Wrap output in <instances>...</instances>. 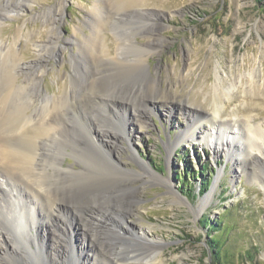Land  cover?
I'll return each mask as SVG.
<instances>
[{
    "label": "rangeland",
    "instance_id": "374dc122",
    "mask_svg": "<svg viewBox=\"0 0 264 264\" xmlns=\"http://www.w3.org/2000/svg\"><path fill=\"white\" fill-rule=\"evenodd\" d=\"M6 1L0 0V6ZM9 1L16 4V0ZM18 2L27 3L29 6L10 7L9 17L1 20L0 33L5 43L14 42L20 35L17 48L23 54L21 63L29 65L39 59V46L48 40L51 30L62 35L60 42H64V38L74 39L76 32L78 36L83 33L90 34L91 25L88 19L93 17L96 5L102 6L103 17H118L131 25L137 26L135 23L141 20L145 21L144 24L147 23L146 20L167 24L166 29L159 31L164 39L160 53L149 56L148 64L153 76L160 79L163 87H168L173 95L170 97L182 102L187 110L184 114L179 107L162 101L156 103L159 107L155 113L145 116L144 126L134 121L136 125H128L126 130L130 133L132 131L131 142L142 158L149 161L154 170L161 174L158 177H170V183L161 182L159 178H150L136 161L129 158L131 150L125 152L118 145L121 155L114 153L125 169L141 174L133 182L134 186L142 187L139 197L136 198V211L127 218L134 227V234L136 231L143 234V242H148L147 239L162 241L160 246L147 244L149 247L144 246L136 252L145 256L160 250L166 264H218L212 256L210 237L211 234H221L220 230H209V222L213 221L223 227V250L228 252L222 258L224 264H264V187L261 185L264 184V168L251 155L252 150L257 148L256 152L264 159V139L261 140L262 135L259 132L264 130V0ZM109 3L124 8L119 13L116 8L110 7L107 10ZM56 8L58 11L55 13L53 9ZM49 9L51 13L44 14ZM57 14H62L64 19L61 23L52 25L49 18ZM119 30V27L112 24L104 27L102 31L109 54L117 46L116 33ZM140 36L134 41L141 45L146 40ZM57 53L59 57H48L43 62L47 72L42 77V86L44 93L50 96L59 95L66 89L67 84L64 82L67 78L64 76L71 72V55L78 53V44H68L61 54ZM158 67L159 73L156 72ZM217 68L221 75L220 81L216 76ZM255 69L254 80L251 74ZM20 74L19 82H25L27 76ZM233 83L235 86H232ZM217 107L221 108L218 119L230 123H218V129L229 132L228 127H239L243 131L240 142L246 141L239 150L243 165L239 167L240 173L235 179L231 153L220 147V154L215 155L214 149L203 146L200 136L209 131L210 127V123L204 120L197 124L202 125L203 132L196 135L199 136L196 140L192 143L178 142L171 156L166 149L169 139L177 140L179 132L187 128L188 109L193 111L192 115L200 114L205 117ZM127 109L131 117L133 110L128 107ZM130 121L133 120L125 118V122ZM189 125L195 126L194 122ZM119 144L123 147L129 143L120 139ZM63 164L66 167L73 165L77 169L82 167V163H77L76 156L71 154L65 157ZM217 177L218 186L210 200L205 202V208L194 212V207L211 190ZM143 179L146 180L142 182ZM208 179L211 184L208 190H204V183ZM178 197L184 200L179 201ZM86 215L87 212H76L64 215L62 219H69L68 227L72 222L75 224L74 229L70 230L71 234L72 231L74 233L72 241L76 244L75 250L78 253L83 247H86L85 250L91 249L93 258H88L86 264H113L110 261L113 259L110 247L100 246L91 236L83 238L79 220L81 217L86 218ZM85 222L88 223L86 220ZM59 223V226H63L64 222ZM126 230L131 232V228ZM46 236V247L51 248L57 244L51 232H47ZM20 244L22 248L28 249L25 243ZM2 245L0 240V246ZM121 247L127 248L125 245ZM2 250L0 248V252ZM84 257L85 254L82 258ZM69 264H73L72 261ZM123 264L141 263L125 261Z\"/></svg>",
    "mask_w": 264,
    "mask_h": 264
},
{
    "label": "bare ground",
    "instance_id": "6f19581e",
    "mask_svg": "<svg viewBox=\"0 0 264 264\" xmlns=\"http://www.w3.org/2000/svg\"><path fill=\"white\" fill-rule=\"evenodd\" d=\"M18 1L13 4L14 1L7 0L0 6V26L1 20L9 17L10 7L29 6ZM110 7L116 8L117 13L124 8L107 4V10ZM101 8L96 5L93 17L88 19L90 34L78 36L76 32L74 39L64 38V42H60L62 35L51 30L48 40L39 46V59L30 65L21 63L23 54L17 48L20 35L14 42L5 43L0 33V240L3 243L0 264H69V261L79 264L80 260L88 263V258H93L91 249H80L81 243V252L77 253L72 241L74 233L70 231L75 224L72 222L69 229V219L62 220L64 215L76 212H87V217L79 220L83 238L91 236L100 246L110 247L113 264L125 261L166 264L160 250L155 254L143 253L145 256L136 252L149 247L147 244L160 246L162 241L147 239L148 242H143V234L138 231L134 234V227L127 218L136 211V198L142 187L134 186L133 182L141 174L125 169L114 153L121 155L119 146L125 152L131 150L129 158L150 178L170 183V177H158L161 174L142 158L131 142L132 131L126 130L128 125L136 123L144 126L145 116L155 113L159 107L156 103L162 101L179 107L184 114L187 110L182 102L170 97L173 95L168 87H163L160 79L153 76L148 64L149 56L160 53L164 39L159 31L166 29L167 24L151 20L144 24L141 20L135 23L137 26L131 25L118 17H103ZM53 11L56 13L58 8ZM62 14L50 17L49 23H61ZM112 24L120 30L116 33L117 46L109 54L102 31ZM139 35L146 40L141 45L134 41ZM73 43L78 44V53L71 55V72L64 76L66 89L59 95L45 94L42 77L47 68L43 62L48 57H59L57 52L61 54ZM156 72H160V67ZM20 73L27 76L25 82H19ZM216 76L220 81L218 68ZM251 76L255 80L256 69ZM127 107L133 110L131 117ZM220 110L217 107L204 117L192 115L193 111L188 109L187 128L179 132L177 140L169 139L166 149L171 156L178 142L196 140L199 137L196 135L203 132L202 125L197 124L204 120L210 127L200 136L203 146L214 149L215 155L220 154V147L231 153L230 160L237 167H234L235 179L243 165L239 150L246 141L240 142L243 131L239 127H228L229 132L218 129V123L230 125L218 119ZM125 116L133 121L125 122ZM192 122L194 127L189 125ZM248 130L251 131L250 127ZM259 132L261 140L264 139V130ZM120 139L129 144L122 147ZM256 150L254 148L251 155L264 168V159ZM68 154L76 156L82 167H66L63 161ZM218 178L194 207V212L205 208V202L218 186ZM178 200L184 199L178 197ZM62 221L63 226H59ZM127 228H131V232ZM47 232L56 239L57 244L51 248L46 247ZM21 242L28 249L22 248ZM123 245L127 248H122ZM82 252L86 255L84 259Z\"/></svg>",
    "mask_w": 264,
    "mask_h": 264
},
{
    "label": "trees",
    "instance_id": "16d2710c",
    "mask_svg": "<svg viewBox=\"0 0 264 264\" xmlns=\"http://www.w3.org/2000/svg\"><path fill=\"white\" fill-rule=\"evenodd\" d=\"M197 173L194 174V176H196ZM179 178V177H178ZM180 179V178H179ZM211 184L210 179L207 180L206 183H204V190H208L209 186ZM223 221V218L221 219V222ZM221 225L219 223H215L213 221L209 222V227H210V231H219L220 230V234L219 236L215 235V234H211V241H210V248H211V252H212V256L213 258L217 261L218 264H224L223 263V259L226 254L228 252H226L225 250H223V244L225 243V238H221L222 237V233H223V227H220ZM249 254V253H248ZM228 258V257H227Z\"/></svg>",
    "mask_w": 264,
    "mask_h": 264
}]
</instances>
